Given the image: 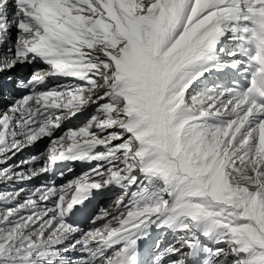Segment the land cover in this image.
Returning <instances> with one entry per match:
<instances>
[{"label":"snow or ice","instance_id":"obj_1","mask_svg":"<svg viewBox=\"0 0 264 264\" xmlns=\"http://www.w3.org/2000/svg\"><path fill=\"white\" fill-rule=\"evenodd\" d=\"M0 185V264H264V0H0Z\"/></svg>","mask_w":264,"mask_h":264},{"label":"rangeland","instance_id":"obj_2","mask_svg":"<svg viewBox=\"0 0 264 264\" xmlns=\"http://www.w3.org/2000/svg\"><path fill=\"white\" fill-rule=\"evenodd\" d=\"M91 113V112H90ZM88 114V113H87ZM47 143V141L45 140V141H41L39 144H37L35 147H33L32 149L31 148H28V149H25V150H28V151H32V150H34V153L35 152H37L38 150H40V149H42L43 148V146L45 145ZM38 148V149H37ZM25 154H27V152H25ZM32 154V153H31ZM18 156H19V154L17 155V157H15L14 159H19V158H21V157H19L18 158ZM74 178V176L72 177V178H70L69 180H71V179H73ZM0 187H4L3 185H0Z\"/></svg>","mask_w":264,"mask_h":264}]
</instances>
